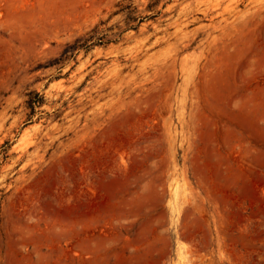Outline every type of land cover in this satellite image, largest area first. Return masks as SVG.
Masks as SVG:
<instances>
[{
	"label": "rangeland",
	"instance_id": "obj_1",
	"mask_svg": "<svg viewBox=\"0 0 264 264\" xmlns=\"http://www.w3.org/2000/svg\"><path fill=\"white\" fill-rule=\"evenodd\" d=\"M120 1L0 0V264H264V0Z\"/></svg>",
	"mask_w": 264,
	"mask_h": 264
},
{
	"label": "trees",
	"instance_id": "obj_2",
	"mask_svg": "<svg viewBox=\"0 0 264 264\" xmlns=\"http://www.w3.org/2000/svg\"><path fill=\"white\" fill-rule=\"evenodd\" d=\"M161 2L162 0H149L145 9L140 10L132 0H121L116 5L117 10L113 15L122 16L124 27L117 24L114 28L101 29L106 24V21H101L86 36L68 44L61 55L45 68L57 66L62 69L68 61L76 60L82 50L87 53L97 46L107 47L110 44L120 42L125 32L138 31L144 23L160 17L162 10L166 7L163 5L162 9H159ZM114 29H117V32H113ZM29 96L28 105L31 109V115H33L41 105L43 98L38 93H30ZM9 146V142L4 144L3 154L6 153Z\"/></svg>",
	"mask_w": 264,
	"mask_h": 264
}]
</instances>
